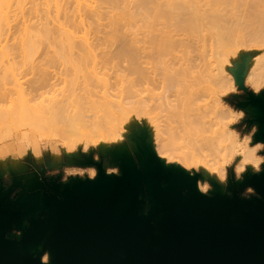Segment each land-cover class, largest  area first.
<instances>
[{"label":"bare ground","instance_id":"6f19581e","mask_svg":"<svg viewBox=\"0 0 264 264\" xmlns=\"http://www.w3.org/2000/svg\"><path fill=\"white\" fill-rule=\"evenodd\" d=\"M35 1L0 0V39L4 43L0 41V57L15 55L22 59L19 64H24L22 61L36 54L40 46L44 45L42 48L46 50L43 63L38 61L37 65L31 66L36 73L31 72L33 77L25 83L20 82L21 74L13 72L16 68L12 63L16 57L11 59L13 69L8 58L4 62L10 65L9 68L6 66L8 78L18 102L13 109L0 112L3 123L6 119L13 125H28L38 132L57 129L68 138L97 127H105L113 135L116 126L123 125L130 114L136 115L142 105L141 93L137 94L140 91L135 89L138 82L153 81L154 78L162 91L160 97L157 95L159 104L161 101L169 104L172 99L168 101V96H164L169 92L171 97H176L174 102L179 101L177 104L182 106L174 104L177 114L172 111L176 114L172 117L180 115L182 118L183 113L193 107V95L187 79L192 70L199 68L188 55L195 48L193 43L202 41L203 33L207 31L215 44L209 45L208 60H202L204 67L200 69L202 73L207 72L212 82L224 83V80L228 82L231 79L222 72V68L228 64V56L234 54L236 42L231 36V23L225 22L219 9L228 0H52L50 3L44 0L53 8V16L48 10L39 12L41 14L37 16ZM24 3L30 5L24 11H34V19H25V12H21L19 20L9 25L5 9L9 11L13 5L20 8ZM259 8L258 5L252 7L254 13L245 22L246 35L251 39L264 40V12ZM14 51L17 53H12ZM257 52L260 55L254 65L257 70H264V52ZM212 64L215 68H211ZM106 66L110 68L109 75ZM53 67L61 68L55 76L68 93L30 106L32 100L26 97L23 85L43 83L47 70ZM112 79L114 82L110 83ZM96 88L100 90L95 91ZM92 97L94 100H90ZM159 104L158 109L161 107ZM167 106L164 107L166 114L172 110ZM215 107L216 117L223 118L226 114L232 118L217 101ZM169 115L165 116L169 118ZM165 121L168 120L165 118ZM211 132L214 137L209 141L217 140L215 146L219 147V153H232L238 161V169H248L260 163L255 150L233 139L224 126ZM142 150L155 156L149 145ZM158 161L166 168L181 172L175 167L165 166L161 159ZM181 173L189 177L185 172ZM202 174L214 189L221 187V182L209 180L206 168ZM23 185L26 190L37 188V183L32 180H26ZM30 192L25 191L21 198L33 205L39 200L40 193L36 190L35 193ZM41 250V247L37 248V251Z\"/></svg>","mask_w":264,"mask_h":264},{"label":"water","instance_id":"95a60500","mask_svg":"<svg viewBox=\"0 0 264 264\" xmlns=\"http://www.w3.org/2000/svg\"><path fill=\"white\" fill-rule=\"evenodd\" d=\"M247 106L254 141L264 144V97H249ZM141 154L137 164L119 160L120 176L95 164L94 180L43 181L33 205L24 192L12 199L0 190V264H45V253L47 264H264V165L230 184L229 195L219 187L206 195L198 175ZM246 188L255 195L240 197Z\"/></svg>","mask_w":264,"mask_h":264},{"label":"rangeland","instance_id":"374dc122","mask_svg":"<svg viewBox=\"0 0 264 264\" xmlns=\"http://www.w3.org/2000/svg\"><path fill=\"white\" fill-rule=\"evenodd\" d=\"M51 1L48 0V3ZM34 4H36L37 16L47 10L49 15L53 16V8L50 4L47 6L44 0H36ZM253 5L260 6L259 9L264 12V0H228L219 8L225 22L231 23L233 30L231 36L236 42L234 54L228 56V64L222 68V72L231 78L230 81L212 82L207 72L202 73L200 69L204 67L202 60L206 62L208 60L210 44H215L209 38L211 36L209 31L203 33L204 39L200 38L202 41L193 43L195 48L188 56L196 61L195 64L199 65V68L192 70L187 79V86L193 95V107L190 111H185L182 118L180 115L178 118L172 117L175 113L177 114L174 107L182 106L178 105L179 101L174 102L175 96L171 97L169 92L164 95L168 96V101L172 99L169 104L167 103L168 106L162 104L161 100L159 104L157 97L162 91L154 78V82L152 80L138 82L135 89H137L136 92L140 91L137 94L141 93L142 105L136 115L130 114L123 125L116 126L113 135L105 127H97L96 129L88 128L78 136L68 138L65 133L57 129L38 132L31 126H20L15 122L13 125L6 119L3 123V119H0L2 120L0 121V190L3 192L10 190V196L14 199L28 191L23 187L26 180H32L37 184L43 181L56 183L62 187L74 182L94 180L97 176L95 164H99L106 175L120 176L119 160L123 159L133 164L141 162L143 160L141 152L145 145L153 148L155 158L161 159L165 166L175 167L185 172L189 178L198 175V190L206 195L214 193L215 190L202 174L204 168L208 171L209 180L221 182L219 190L226 195H229L227 188L230 184L240 183L245 177L259 174L264 165V144L254 141V135L257 132V124L254 122L255 111L247 106V102L249 97H264V70H257L254 65L260 55L255 51L264 52V40L251 39L246 35L245 22L254 13ZM28 8L30 5L26 3L20 5V8L13 5L9 11L5 9V19L10 21L9 25H13L21 17V12H25L24 10ZM34 14L32 10L25 12V19H34ZM42 46L38 48L39 50L37 49L36 54L22 61L23 65L19 64L21 57L7 55L8 63L10 62L11 67L13 64V67L17 69L13 72L16 71V75L23 76L20 82L25 83L33 77L31 72L34 73L35 70L32 69V65H37L38 61L39 64L43 63L46 50ZM3 56L0 57V112L2 113L13 109L18 102V96L14 93L15 89L8 78L10 65L4 63L7 58L6 55ZM13 57H16L13 59L15 63H12ZM5 67L6 70H4ZM105 68L109 69L107 73L109 75V66ZM211 68H215V64H212ZM60 69V67H53L47 70L48 74L43 83L23 85L26 97L32 100L30 106L34 107L43 99L60 97L68 93L67 88L55 76ZM113 80H110V83L114 82ZM98 90L100 89H95V91ZM172 101L173 103H170ZM216 101L222 110L230 113L232 118L226 114L223 118L216 117ZM158 104L163 109L161 107L158 109ZM166 106L172 109L171 112L168 110V114H166L167 110L166 112L164 110ZM197 108L200 110L197 111ZM183 110L184 108L181 111ZM165 115L172 118L169 119ZM163 116L168 120L167 122ZM215 124L218 125L215 126ZM219 126H224L232 134L233 139L240 144L255 150V155L260 162L257 165L260 168L259 172L255 171L256 166L238 169V161L232 153L218 152L219 147L215 146L217 140L209 141V139L214 137L211 131L217 130ZM238 174L243 176L242 181H237ZM225 183H227L226 187ZM247 189L249 188L240 193V197L254 196ZM10 235L17 236L15 231H12Z\"/></svg>","mask_w":264,"mask_h":264},{"label":"clouds","instance_id":"9594fccd","mask_svg":"<svg viewBox=\"0 0 264 264\" xmlns=\"http://www.w3.org/2000/svg\"><path fill=\"white\" fill-rule=\"evenodd\" d=\"M255 171H256V172H259V171H260L259 166H256V167H255ZM242 180H243V176L238 174V175H237V181H242ZM224 186L226 187V186H227V183H225ZM247 191H248L249 193L255 195V190H254V189L249 188V189H247ZM16 235L19 236L20 233H19V232H16ZM49 258H50L49 253H45V254H44V261H45V264H47V261L49 260Z\"/></svg>","mask_w":264,"mask_h":264}]
</instances>
